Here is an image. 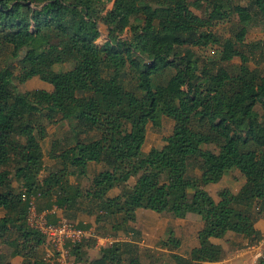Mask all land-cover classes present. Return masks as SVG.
Listing matches in <instances>:
<instances>
[{"label":"trees","instance_id":"trees-1","mask_svg":"<svg viewBox=\"0 0 264 264\" xmlns=\"http://www.w3.org/2000/svg\"><path fill=\"white\" fill-rule=\"evenodd\" d=\"M224 1L197 0L195 6L207 2L210 10L203 19L190 0H0V47L11 48L17 62L0 68V247L9 249L0 252V264L17 256L23 264H46V240L27 221L31 199L41 194L47 200L41 212L57 208L71 223L96 215L98 224L135 238L140 233L129 225L138 211L199 216V245L188 257L173 253L177 264L222 262L212 239H262L255 225L264 214V74L251 69L244 53L238 69L231 65L239 44L250 47L240 34L216 38L218 66L191 49L229 19ZM246 1L264 26V0ZM101 25L108 36L99 45ZM68 63L71 70H55ZM165 74L170 79L160 83ZM33 78L53 91L21 93L18 85ZM162 107L175 122L173 132L163 148L140 159L148 125ZM60 120L70 125L68 148L50 156L63 168L41 181L43 121ZM98 165L103 170L89 187L71 185L69 177H88ZM195 170L206 184L233 171L245 182L237 193L221 191L217 202L198 185ZM90 240L72 249L78 263L146 264L131 241H117L91 260ZM162 247L174 251L180 241Z\"/></svg>","mask_w":264,"mask_h":264},{"label":"rangeland","instance_id":"rangeland-1","mask_svg":"<svg viewBox=\"0 0 264 264\" xmlns=\"http://www.w3.org/2000/svg\"><path fill=\"white\" fill-rule=\"evenodd\" d=\"M224 1V6L230 13V17L222 24H217L215 27L209 30L210 38L199 42L191 49L197 54V57L202 61H207L209 64L215 63L218 66L222 54V47L216 42V38L221 40L235 39L236 34H240L244 37L245 44H250V47H246L243 44H239V49L234 56V60L231 65L236 69L242 63V53L247 55L250 59V67L252 70H258L264 74V26L259 21H254L253 16L247 8L246 0H229ZM197 0H190V10L197 16L206 19L209 13V7L207 2H200L199 6L194 4ZM108 9L112 8V5L107 6ZM254 21V22H253ZM100 31L102 37L98 44L102 45L108 36V29L106 26L101 25ZM256 45V46H254ZM17 65L15 57L13 56V50L7 46L0 47V68H4L7 64ZM72 69L70 63L55 67L57 72H67ZM17 72V70H16ZM171 77V74H165L159 78V82H166ZM158 83V82H157ZM21 93L34 92L44 90L48 92L53 91V87L41 81L40 78H33L24 85H18ZM165 108L162 107L159 110V116L156 122L150 123L147 129V141L141 153L140 159H144L153 149H161L165 145V138L169 137L174 129L175 122L173 119L167 117L164 112ZM47 128L48 137L42 143L44 152V170L40 175V180L43 181L50 173H56L63 167L60 162L51 158V154H60L62 150L68 148L67 141L71 136L70 125L64 120H60L57 123H49L43 121ZM97 136H89L90 140L96 139ZM64 140L66 142L64 143ZM63 142L61 146L54 147L55 143ZM208 149L218 152L215 146H207ZM103 170V165L94 166L89 171L88 177L71 176L69 177L70 183L73 186H81L84 188L89 187L94 178L96 172ZM197 172V170H195ZM197 175L198 185L206 190L217 202H219V193L225 189L231 190L233 193H237L243 186L245 180L239 172L233 171L228 173L217 184H206L204 181L205 176L201 173H195ZM134 180L131 181V185H134ZM15 187H19L18 183H14ZM120 189L116 190V194H120ZM192 194V192H191ZM35 198V197H34ZM37 207L46 206L47 200L42 198V194L36 197ZM5 216L2 210H0V219ZM64 217L65 214H63ZM261 220H264V214L261 216ZM259 220V221H261ZM258 222V221H257ZM76 224L83 225L82 227L89 226L96 231V236L99 239H114L116 241H131L139 246L141 250L142 261L146 264H177L171 257L172 254H178L182 257H188L190 252L198 247V234L204 227V222L197 215H189L186 219H176L172 214H154V213H140L138 220L135 223L129 225L136 232L140 233V236L135 238L132 235H127L124 231L112 230V224L100 225L97 223V216H89L88 214H81L75 221ZM165 224V233L162 229V224ZM264 223V222H263ZM262 223V224H263ZM106 226V227H105ZM264 239V234L261 233ZM262 239V240H263ZM180 241L179 249L170 251L168 248H163L162 243H171V241ZM89 242H93L94 245L91 249H88L89 258L91 260L98 259L101 256L102 249L111 247L109 243H105L103 247L98 243V239L94 238ZM215 247L222 251L223 260L217 264H259L261 259V253L255 249L251 250L257 243L252 237H238L232 234L228 235L223 240L214 239L212 242ZM114 244V243H113ZM252 245V246H251ZM102 248V249H101ZM101 249V250H99ZM260 250V248H258ZM90 250V251H89ZM251 250V251H250ZM8 253L9 249L3 245L0 247V252ZM253 251V252H252ZM261 251L264 252V243Z\"/></svg>","mask_w":264,"mask_h":264},{"label":"built area","instance_id":"built-area-1","mask_svg":"<svg viewBox=\"0 0 264 264\" xmlns=\"http://www.w3.org/2000/svg\"><path fill=\"white\" fill-rule=\"evenodd\" d=\"M26 199L27 195H24V200ZM27 221L29 226L37 230L46 240L45 245L48 248V252L44 257L46 264H81L76 261L72 249L90 239H98L101 247L106 242L110 245L117 242L114 239L103 240L97 238L95 229H84L79 224L67 221L61 215V210L57 208L39 211L34 197L30 201ZM262 239L252 247L261 253L260 258H264V252L261 251L264 243V239Z\"/></svg>","mask_w":264,"mask_h":264},{"label":"crops","instance_id":"crops-1","mask_svg":"<svg viewBox=\"0 0 264 264\" xmlns=\"http://www.w3.org/2000/svg\"><path fill=\"white\" fill-rule=\"evenodd\" d=\"M153 213V212H149V211H138L137 212V220H138V217H139V215H140V213ZM4 213V212H3ZM154 214H156V213H154ZM264 220H261V221H258L257 223H256V225H255V227H256V229L260 232V233H264ZM263 223V224H262ZM162 229L164 230V233H165V229H166V226H165V224L163 223L162 224ZM213 240L214 239H212V242H213ZM102 249V248H101ZM101 249H99V250H101ZM251 250H253V251H255V249H253V248H251ZM250 250V251H251ZM90 251V250H89ZM252 251V252H253ZM47 252H48V248L46 247V245H43L42 247H41V254L43 255V257H45L46 256V254H47ZM24 263V259L22 258V257H20V256H17V257H13V258H11L10 259V264H23ZM205 264H217V263H205Z\"/></svg>","mask_w":264,"mask_h":264}]
</instances>
